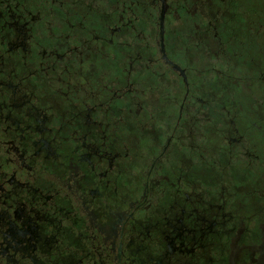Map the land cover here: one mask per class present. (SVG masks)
Segmentation results:
<instances>
[{
  "label": "flooded vegetation",
  "instance_id": "obj_1",
  "mask_svg": "<svg viewBox=\"0 0 264 264\" xmlns=\"http://www.w3.org/2000/svg\"><path fill=\"white\" fill-rule=\"evenodd\" d=\"M0 264H264V0H0Z\"/></svg>",
  "mask_w": 264,
  "mask_h": 264
}]
</instances>
